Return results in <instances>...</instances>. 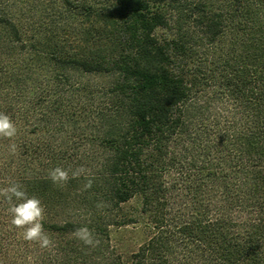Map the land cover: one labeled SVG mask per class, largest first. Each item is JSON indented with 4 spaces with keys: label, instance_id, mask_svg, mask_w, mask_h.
<instances>
[{
    "label": "trees",
    "instance_id": "trees-1",
    "mask_svg": "<svg viewBox=\"0 0 264 264\" xmlns=\"http://www.w3.org/2000/svg\"><path fill=\"white\" fill-rule=\"evenodd\" d=\"M60 1L67 18L28 28L22 0H0V112L18 128L0 188L41 200L53 242L24 241L0 198V264H264V0Z\"/></svg>",
    "mask_w": 264,
    "mask_h": 264
},
{
    "label": "clouds",
    "instance_id": "clouds-1",
    "mask_svg": "<svg viewBox=\"0 0 264 264\" xmlns=\"http://www.w3.org/2000/svg\"><path fill=\"white\" fill-rule=\"evenodd\" d=\"M17 135L18 128L11 116L0 112V139L13 141ZM9 148L15 154L16 144L10 143ZM85 171L84 167H77L70 175L69 170L56 167L49 171V178L54 185L62 186L71 179L79 178ZM92 183L93 181L89 179L85 187L90 189ZM0 198L8 203L7 214L11 217L10 224L20 230L19 235L24 241L37 244L41 249H49L53 246L51 238L44 230L45 208L40 199L29 196L23 185L17 182H9L0 188ZM96 207L101 209L105 204L98 202ZM72 234L85 247L95 248L100 244V240L88 226L78 227Z\"/></svg>",
    "mask_w": 264,
    "mask_h": 264
},
{
    "label": "rangeland",
    "instance_id": "rangeland-1",
    "mask_svg": "<svg viewBox=\"0 0 264 264\" xmlns=\"http://www.w3.org/2000/svg\"><path fill=\"white\" fill-rule=\"evenodd\" d=\"M22 2L20 3V6L24 7L25 10L23 13L20 11L17 13L20 20L26 23L28 28L31 26L36 27L43 21H49L51 15H57L60 19L67 18L65 12H62V3L60 0H22ZM0 154L2 155V151ZM0 161L1 163L4 162L1 157ZM136 204V200L131 201L126 204V207L131 208ZM132 229L133 226L129 225L126 229L121 230V232L115 233V238L118 239L117 241L124 242L126 249H132L136 246V237L130 234ZM132 238L133 240H131Z\"/></svg>",
    "mask_w": 264,
    "mask_h": 264
}]
</instances>
